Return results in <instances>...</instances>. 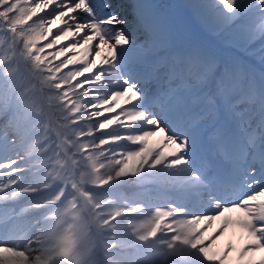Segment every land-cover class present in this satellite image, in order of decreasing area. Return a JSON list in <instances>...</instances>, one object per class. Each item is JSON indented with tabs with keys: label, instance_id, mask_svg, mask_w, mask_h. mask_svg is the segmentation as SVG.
I'll list each match as a JSON object with an SVG mask.
<instances>
[{
	"label": "snow or ice",
	"instance_id": "snow-or-ice-1",
	"mask_svg": "<svg viewBox=\"0 0 264 264\" xmlns=\"http://www.w3.org/2000/svg\"><path fill=\"white\" fill-rule=\"evenodd\" d=\"M185 7L214 43L181 44L164 6L152 0H0V37L11 56L0 59V177L8 178L0 181V264L50 259L35 238L44 213L25 219L32 208L46 213L47 198L7 150L31 135L36 114L24 93L57 78L109 91L108 102L118 101L109 113L130 107L138 151L128 156L126 174L146 168L142 182L170 185L187 198L171 200L139 237H156L165 218L181 217L179 227H169L182 247L149 255L183 264H264V0H192ZM29 21L18 39L14 29ZM17 74L32 83L14 87ZM230 230L237 239L221 246ZM119 264L154 262L132 254Z\"/></svg>",
	"mask_w": 264,
	"mask_h": 264
},
{
	"label": "rangeland",
	"instance_id": "rangeland-1",
	"mask_svg": "<svg viewBox=\"0 0 264 264\" xmlns=\"http://www.w3.org/2000/svg\"><path fill=\"white\" fill-rule=\"evenodd\" d=\"M152 2L164 6L163 10L169 17L171 24L173 25V29L176 30V34L178 33V28L180 27L181 29H183L182 36H188L189 38H191L193 44L208 45V43L212 40V37L196 23L194 17L191 14L190 9L185 7V5L191 3L192 0H152ZM24 6L27 7V4H25ZM6 43L7 42L5 40L3 44ZM10 59L11 56L8 60ZM14 78L17 83L19 82L18 84L22 85L23 79H25V75L23 78H21V76L17 74ZM67 81L73 84V87L71 89L72 91L75 90V88L77 87L80 93L78 109L82 114L84 122L86 123L81 133H83L85 136H88V139L85 137V139L82 140L81 145L77 146L75 144L77 139L67 137L68 143L62 144H66L68 146V150L71 153L72 150H75L76 147L79 149L78 158L85 169L83 170L85 172L82 173L83 181L94 178V176H91L90 172L88 171L97 170L96 168L103 165L107 168L104 172H102L105 176L104 179H100L101 181L106 183L113 182L114 180L120 181V179H127L129 180L130 185H133V188L144 191L141 186L145 187V185L139 184L135 178V175L126 174L128 170L124 166L128 162L127 158L130 155V152L124 154V152L121 151L122 147L113 148L114 152H110L109 150H107L108 148L102 149L100 147V145L105 146L106 144L107 147L111 145L114 146L115 143L120 145L123 141L133 143L134 136L123 132L120 133L119 131H117L118 134L113 132L116 127H124L123 129H127L128 127L135 128L137 122L131 120L132 109L128 106H124L118 109L115 113H109L108 109L115 107L116 103H118V101H113L111 103L108 102L111 100V94L109 91L106 90L105 92H103L101 90L105 89L100 88L99 91L94 92L92 91V88L95 86H86L84 89H81L77 84L73 83L71 80ZM31 92L33 94V101L32 96L30 94ZM35 92L36 90L29 91L25 93V95H30V104L37 110V103H40L42 105L43 111L45 112L44 116H46L47 118L49 117L51 120L52 115L50 111L45 108L43 102L41 101V99H39L40 96L36 95ZM101 113H104V115H101ZM112 120H115L116 122L110 123V121ZM105 122H108L106 124H109V127L101 130L100 124ZM50 126L52 127V135L56 138V134L58 133V126L55 123H51ZM57 135L59 136V134ZM102 137H106L107 139H104ZM54 141L57 142L59 150L61 144L60 138L54 139ZM71 143H73V146L70 145ZM37 148L38 147L35 145V149ZM123 149L125 150V147H123ZM30 150H32L31 147L26 150H23L22 146L18 147V145H16L15 148L10 147L7 150V154L10 156V158H17L18 156L20 157L21 165L26 166L27 169L22 175L26 177L28 182L33 183L34 185L41 186L42 190L40 193H38V195L47 198V203L52 202L55 197H46L44 194V191H46L45 189L48 186L47 182L39 179L38 177H31L32 174L36 175V172L34 173V171H31V168L30 170L28 169V166L31 162L27 160L25 162L26 158L24 155L28 154ZM51 150L56 151V147L52 148ZM108 154L112 155L111 158L108 157V159L105 161H99ZM57 160L58 157L55 156L54 161ZM122 172L125 174L121 175ZM7 179V177H0V181H6ZM70 183L71 181L68 180L67 184ZM66 191L67 190H64L63 194H65ZM70 191L74 192L73 189H71ZM113 192L114 193H110L108 195L109 198H104L102 195H97L94 192L92 193V199L99 206L103 205L106 201H108V204L105 207H100L104 208L105 212L110 215L112 222H115L119 225L117 230L113 229V231H111L112 236L109 239L110 244L108 246V252L106 253V256L109 254L112 261L117 260L119 262L120 260L124 259L129 255L135 254L140 255L142 258L152 260L154 264H183L182 260L171 255L167 256V260H164V256H158L157 258H153L152 255H149V252L152 250L159 252H167V249H169L170 244L173 249L179 248V244L173 242V231L170 227L167 228L166 233L161 234L160 232L157 235L158 237L153 239V242H150L151 240H148L151 237H148L144 240L139 239V237L141 236H147V233L155 226L157 219L160 218V216H157L158 214H155L154 211L151 209H140L142 206H146V202L144 201V192H142L143 199L135 200L133 202H130L128 200L129 197L124 200H121L124 194H126L123 188L115 190ZM71 199L75 200V197H71ZM124 202H126V205H124ZM49 206L50 205L47 204L48 211L46 213L44 212L43 208L36 207L30 209L28 213H26L25 219H39L38 214L44 213V218L40 220V222L36 225L35 238L39 241L37 247L40 249H47L48 251L46 255L50 256L51 258L53 257L52 254H54L55 252L57 254L60 253V251L57 250L59 245H62L60 241H62V243L65 242V244L68 245L69 242L73 239V234L71 233V230L67 229L65 230V232H61V228L59 225L61 217L66 212H73V208H69L67 210L60 211L57 213H50L51 210L49 211V209L52 206ZM156 207L158 209L165 208L163 205L160 204V202L159 204L156 203ZM162 213L163 212H161L160 215H162ZM171 219H174V217ZM66 228H68V226H66ZM32 235L33 233L31 231L26 233V237H32ZM224 238L225 242H227L229 239L235 240L237 237H234L230 230V232L226 236H224ZM113 243H115L113 245L114 249L111 248V245ZM162 243L168 244V247L165 249L158 247ZM132 244L137 245V247H130V245ZM145 244L148 245L146 246ZM61 247L62 254L61 256H56V259H61L62 264H66V261L69 258V253L65 247ZM158 248L161 250H158ZM34 255H44V253L37 252ZM50 261L57 262L56 260Z\"/></svg>",
	"mask_w": 264,
	"mask_h": 264
},
{
	"label": "trees",
	"instance_id": "trees-1",
	"mask_svg": "<svg viewBox=\"0 0 264 264\" xmlns=\"http://www.w3.org/2000/svg\"><path fill=\"white\" fill-rule=\"evenodd\" d=\"M33 26V22L29 21L27 24H20L14 31L16 32L17 38L22 39L20 32L21 30H24L27 32V29L31 28ZM6 38L0 37V43H4ZM3 50H0V59H9L10 54L8 52V44H3ZM8 65L5 64V70L7 71ZM14 87H20L21 85L17 83V81L14 78ZM31 83L29 77L27 74H25V79H23L22 85H29ZM64 84L65 87L60 88L58 87V84ZM39 93L44 98L45 102L49 105V108L54 116V118L62 125L64 129V133L68 136L71 134V131L66 133V130L73 129L74 131L78 130L77 126L72 125L74 121L78 120L77 117V103L75 100L72 99V92L69 89V83L68 81L61 80L57 78L54 81H51L48 86L45 87H39ZM32 96L33 101V94L30 93ZM30 95L27 94L23 95V102L27 104L30 109L36 110L35 107L31 106V102L29 101ZM67 100V101H66ZM70 127V128H68ZM72 130V131H73Z\"/></svg>",
	"mask_w": 264,
	"mask_h": 264
},
{
	"label": "bare ground",
	"instance_id": "bare-ground-1",
	"mask_svg": "<svg viewBox=\"0 0 264 264\" xmlns=\"http://www.w3.org/2000/svg\"><path fill=\"white\" fill-rule=\"evenodd\" d=\"M177 220H178V219H177ZM177 220H176V221H177ZM223 245H224V242H223L222 246H223Z\"/></svg>",
	"mask_w": 264,
	"mask_h": 264
}]
</instances>
